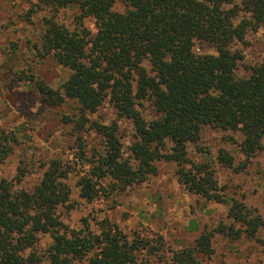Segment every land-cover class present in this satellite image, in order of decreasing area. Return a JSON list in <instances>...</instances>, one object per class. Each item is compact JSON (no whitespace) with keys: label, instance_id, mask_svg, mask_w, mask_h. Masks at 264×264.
Wrapping results in <instances>:
<instances>
[{"label":"trees","instance_id":"trees-1","mask_svg":"<svg viewBox=\"0 0 264 264\" xmlns=\"http://www.w3.org/2000/svg\"><path fill=\"white\" fill-rule=\"evenodd\" d=\"M120 1L122 10H115ZM57 8H77V27L69 29L53 19L45 22L42 54H52L69 70L58 89L40 81L38 90L51 104L76 101L80 115L93 113L108 99L122 115L131 118L135 139L130 146L133 162L122 157L114 126L95 123L105 138L102 153L77 181L79 196L90 201L108 194L102 180L110 178L116 189L141 183L156 174L157 160L175 162L176 174L187 190L206 199L228 202L231 223H219L216 232L255 238L264 249V216L245 211L242 202L219 197L217 181L206 163H193L188 143L199 139L204 126L239 130L240 149L249 156L264 152V57L238 75L242 59L231 48L242 41L247 27L264 28V0H49ZM249 18H240L239 13ZM94 19L96 31L83 25ZM196 41L210 44L215 54H198ZM148 61L147 70L143 62ZM148 100L158 116L146 120L136 107ZM17 142L13 131L0 127V164ZM219 162L231 167L233 157L220 150ZM69 164L59 158L48 162L31 190L16 189L0 179V264H41L34 251L25 252L36 233L52 238L44 264H136L137 253L161 248L143 237H129L107 218L96 231L68 228L56 213L70 195L64 179ZM187 167V168H186ZM233 223L239 228L233 229ZM210 233H202L192 246L172 251L169 264H200L197 254L213 252Z\"/></svg>","mask_w":264,"mask_h":264},{"label":"rangeland","instance_id":"rangeland-1","mask_svg":"<svg viewBox=\"0 0 264 264\" xmlns=\"http://www.w3.org/2000/svg\"><path fill=\"white\" fill-rule=\"evenodd\" d=\"M114 9L122 10V3L116 1ZM77 13L75 6L57 8L49 0H0V127L13 131L17 138L0 164V179L9 181L14 190H31L51 159L59 158L69 164L64 181L70 195L56 209L59 218L68 228L88 227L93 231L102 218H107L129 237L150 239L151 244L161 236V248L152 254L139 251L136 264H169L173 250L192 246L202 233L212 235L213 252L209 256L197 254L200 264H264V249L259 244L263 231L255 238L217 233L219 223H231L227 217L228 202L206 199L187 190L177 177L175 162L155 161L156 174H149L143 182L123 191L106 178L102 180L107 187L106 196L90 201L79 196L78 179L104 148L105 138L94 124L114 126L122 157L131 162L130 146L136 135L131 118L120 114L108 99L95 112L80 115L76 101L67 98L57 105L51 104L38 90L40 81L58 89L69 75V70L52 54H42L45 22L53 19L73 29L78 24ZM242 17L249 18L240 12L237 20ZM83 25L92 33L96 31L91 17L83 19ZM230 45L241 52L237 73L245 75L246 66L264 57V28L249 26L243 40L234 39ZM193 50L198 54H215L205 42L196 41ZM143 64L150 69L148 61ZM136 107L146 120L158 116L148 100H141ZM241 140L239 130L204 126L199 139L188 143L187 156L193 163L209 165L219 197L236 199L246 212L264 216V152L246 156L240 149ZM220 150L233 157L231 167L218 161ZM233 226L234 230L239 228L237 223ZM51 241L49 233H36L35 242L25 252L34 251L44 264ZM72 264H85V260H74Z\"/></svg>","mask_w":264,"mask_h":264}]
</instances>
